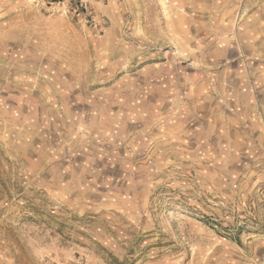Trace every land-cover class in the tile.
<instances>
[{
    "label": "rangeland",
    "instance_id": "rangeland-1",
    "mask_svg": "<svg viewBox=\"0 0 264 264\" xmlns=\"http://www.w3.org/2000/svg\"><path fill=\"white\" fill-rule=\"evenodd\" d=\"M0 264H264V0H0Z\"/></svg>",
    "mask_w": 264,
    "mask_h": 264
}]
</instances>
